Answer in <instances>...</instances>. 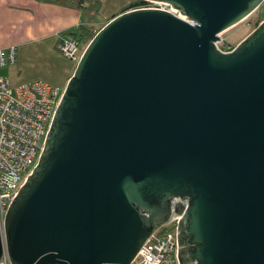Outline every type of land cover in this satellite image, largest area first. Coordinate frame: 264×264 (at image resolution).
<instances>
[{
    "label": "water",
    "instance_id": "95a60500",
    "mask_svg": "<svg viewBox=\"0 0 264 264\" xmlns=\"http://www.w3.org/2000/svg\"><path fill=\"white\" fill-rule=\"evenodd\" d=\"M87 43L0 223L12 264H130L177 220L179 264H264V0H143Z\"/></svg>",
    "mask_w": 264,
    "mask_h": 264
},
{
    "label": "built area",
    "instance_id": "2783aa9c",
    "mask_svg": "<svg viewBox=\"0 0 264 264\" xmlns=\"http://www.w3.org/2000/svg\"><path fill=\"white\" fill-rule=\"evenodd\" d=\"M138 7L173 10L167 4L153 1H144L132 8ZM81 44L70 35L59 40L57 47L64 56L78 61L83 51ZM17 52L16 44L0 47V67L16 64ZM63 90L64 87L44 79L12 86L7 78L0 77L1 225L11 201L38 162ZM177 247V220H173L151 235L130 264H179ZM0 264H12L7 253Z\"/></svg>",
    "mask_w": 264,
    "mask_h": 264
},
{
    "label": "crops",
    "instance_id": "0c3cea01",
    "mask_svg": "<svg viewBox=\"0 0 264 264\" xmlns=\"http://www.w3.org/2000/svg\"><path fill=\"white\" fill-rule=\"evenodd\" d=\"M131 3L114 2L106 19ZM90 16L81 9L40 0H0V47L16 44L18 48L16 64L0 67V77L9 80L15 70L22 73L34 68L43 69L48 82L65 84L77 62L64 56L57 42L70 36L80 25H90L96 20V16ZM34 78L30 76L25 82Z\"/></svg>",
    "mask_w": 264,
    "mask_h": 264
},
{
    "label": "rangeland",
    "instance_id": "374dc122",
    "mask_svg": "<svg viewBox=\"0 0 264 264\" xmlns=\"http://www.w3.org/2000/svg\"><path fill=\"white\" fill-rule=\"evenodd\" d=\"M118 0H102V8L101 11L98 15H96V20L92 21V23L90 24V26L95 29V30H99L108 20V18L106 19V17L111 15L110 9H112L114 2H117ZM122 1V0H121ZM133 0H128V3H131ZM137 0H134V2H136ZM91 18H93V16H90ZM264 19V2L262 3V5L255 10L251 15H249L246 19H244L243 21L239 22L238 24H236L235 26L225 30L223 33H221V37L220 40L218 42V46L229 50V49H233L243 38H245L262 20ZM80 49L83 50L84 49V44H81ZM44 70H36V69H32V70H28L21 72H18L15 70L14 73L10 74L9 76V80H10V84L12 86H15L17 84L23 83L25 82L26 79H28V77L30 76H34L35 78L33 80L36 79H44L47 80V78L45 77L44 74ZM52 83V82H51ZM57 85H60L62 87H65V84L63 83H55Z\"/></svg>",
    "mask_w": 264,
    "mask_h": 264
},
{
    "label": "trees",
    "instance_id": "16d2710c",
    "mask_svg": "<svg viewBox=\"0 0 264 264\" xmlns=\"http://www.w3.org/2000/svg\"><path fill=\"white\" fill-rule=\"evenodd\" d=\"M40 1L56 3L70 8L81 9L85 13L91 16L98 15L102 8L101 0H40ZM142 2L144 1L137 0L136 2L129 4L124 10L130 9ZM96 31L97 30L93 29L90 25H80L78 29L74 33H70V35L77 38L82 44H84V48H85L87 43L95 35Z\"/></svg>",
    "mask_w": 264,
    "mask_h": 264
}]
</instances>
